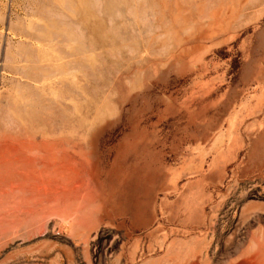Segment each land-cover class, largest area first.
<instances>
[{"label": "rangeland", "instance_id": "1", "mask_svg": "<svg viewBox=\"0 0 264 264\" xmlns=\"http://www.w3.org/2000/svg\"><path fill=\"white\" fill-rule=\"evenodd\" d=\"M0 264H264V0H0Z\"/></svg>", "mask_w": 264, "mask_h": 264}]
</instances>
